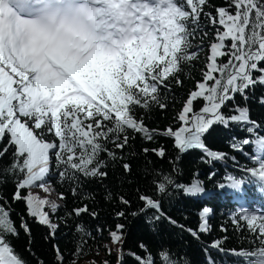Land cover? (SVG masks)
<instances>
[{
    "label": "snow or ice",
    "instance_id": "snow-or-ice-1",
    "mask_svg": "<svg viewBox=\"0 0 264 264\" xmlns=\"http://www.w3.org/2000/svg\"><path fill=\"white\" fill-rule=\"evenodd\" d=\"M209 5L210 0H0V140L8 141L0 157L15 148L11 164L0 175L15 177L11 200L22 201L27 215L47 227L50 237L58 228L51 216L59 205L30 189L50 191L46 185L53 156L61 182L79 184L80 177L105 178L108 160H117L116 150L122 151L133 138L129 130L149 141L155 135L171 137L180 153L200 149L217 160L225 154L210 150L203 139L212 126L228 127L230 122L250 125L247 132L255 138H245L233 148L242 151L243 145L256 146L252 159L258 166L246 172L264 192V136L257 133L258 125L250 120L247 107L236 106L231 115L223 111L235 94L247 100V90L264 85V0H228L227 6L215 7V14L205 11ZM201 16L215 29L201 79L177 114L178 127L169 126L163 132L149 129L137 118L135 108L167 107L161 90L171 92L169 81L173 78L177 86L182 84L178 73L183 65L199 59L203 37L209 36V31L201 28ZM198 32H203L199 45L194 43ZM200 100L203 106L195 110L194 102ZM260 102L264 103V97ZM109 143L113 149L107 147ZM152 151L165 155L163 148ZM102 154L108 159H102ZM123 168L131 171L127 163ZM227 179L229 183L221 187L240 190L246 182ZM154 183L161 194L169 186L190 195L204 191L198 180L186 186L166 174ZM24 189H29L26 195ZM72 191L75 195L76 189ZM64 198L61 193L60 199ZM120 200L129 203L124 197ZM139 200L143 203L139 213L155 210L158 215L151 220L161 218L159 200L147 194H140ZM7 203L0 199V264H26L7 239L19 234ZM86 211L87 205L67 215L79 217ZM210 211L204 207L199 213V232L209 231ZM238 216L255 236V247L232 250V254L244 264H264V209L242 208ZM233 222H237L235 217ZM20 227L31 234L23 218ZM123 229V224H117L110 231L111 242L120 245L118 264L124 259ZM76 231L83 238L69 254V264H76L92 238L82 224L76 225ZM222 243L216 240L210 247L223 251ZM139 248L143 256L131 254L136 264H157V259L159 264H179L167 248L155 256L146 245ZM54 249L57 264H65L67 258L60 248Z\"/></svg>",
    "mask_w": 264,
    "mask_h": 264
},
{
    "label": "trees",
    "instance_id": "trees-1",
    "mask_svg": "<svg viewBox=\"0 0 264 264\" xmlns=\"http://www.w3.org/2000/svg\"><path fill=\"white\" fill-rule=\"evenodd\" d=\"M228 0H210V5L205 11L211 10L215 14V7L227 6ZM201 28L209 31V36L203 37V50L199 53V59L191 64L182 66L178 73L182 84L177 86L175 78L171 79V92L161 90V96L167 97L164 102L165 109L153 104L148 110L136 107L135 114L142 118L146 127L163 132L169 126H179L176 120L188 93L195 89V83L201 79V69L206 61L208 45L215 38V29L208 23L207 18L201 16ZM203 32L197 33L195 44H201ZM230 43V41H229ZM247 100L240 94H235L234 100L228 102V107L223 111L226 115L234 114L231 109L236 106L247 107L251 121L258 125L257 133L264 136V85H257L254 90H247ZM203 101L194 102V109L199 110ZM243 123H229L228 127L222 124L213 125L203 137L206 146L219 153L225 154L223 159L212 160L200 149H190L180 153L174 146V140L164 135H155L152 140L143 139L141 134L128 131L133 137L126 148L116 150L117 160H108L105 178L80 177V183L76 184L65 180L60 181L58 170L55 167L54 156L51 162V173L48 176L50 191L45 192L39 187H33L30 191L41 198H47L59 205L56 214L51 216L58 225L55 236H49L47 227L38 224L34 218L27 215L25 204L22 201L11 200L15 191V177L12 175H0V199L7 201L6 207L11 211V218L18 230L17 236H8L14 251L26 264H57L54 246H58L67 258L65 264L72 259L69 255L75 250L78 241L83 237L76 231V225L82 224L92 238H88L84 253L77 258L76 264H118L117 248L119 244H113L110 239V231L116 229L117 224H123V264H136L132 253L141 256L144 252L139 248L144 244L147 250L156 253L167 248L173 259H179V264H244V261L232 254V250H246L255 247V240L245 221H240L238 213L242 208L264 209V192L260 185L246 170L257 167L252 157L255 155L254 144L243 145V150H235L233 144H240L245 138L254 139L255 136L247 132ZM49 139L53 137L51 134ZM7 139L0 140V151L7 145ZM109 149L114 145L109 143ZM149 151L145 153L143 150ZM163 148L165 155L157 156L153 149ZM15 148L12 147L3 157H0V174L7 168L12 160ZM122 157V158H121ZM102 159H108L101 155ZM130 165V172H125L123 165ZM161 174L171 175L177 184L190 185L194 180L201 183L204 191L196 195L185 194L182 189L169 186L166 193H159L154 181L159 180ZM228 177L243 179L246 182L240 190L227 186ZM73 188L76 189L73 195ZM29 189H24L26 195ZM64 199H60V194ZM140 194H147L161 202L162 215L158 221L151 220L158 215L155 210L139 213L143 203L139 200ZM52 197V199H50ZM120 197H124L129 203L123 204ZM87 205L88 211L79 217L67 215L72 209ZM204 207L211 211L208 215L209 231L199 232L201 223L199 213ZM123 212L124 216L117 214ZM138 215L133 216L132 213ZM92 213L96 215L93 216ZM236 218V223L233 218ZM21 218L27 223L31 234H26L20 227ZM175 221V223H171ZM259 220V217H258ZM189 229L197 231L193 236ZM222 240L223 251L211 248L210 245ZM31 242V243H30ZM111 249V254L106 246ZM157 264L159 260L157 259Z\"/></svg>",
    "mask_w": 264,
    "mask_h": 264
},
{
    "label": "rangeland",
    "instance_id": "rangeland-1",
    "mask_svg": "<svg viewBox=\"0 0 264 264\" xmlns=\"http://www.w3.org/2000/svg\"><path fill=\"white\" fill-rule=\"evenodd\" d=\"M50 199H52V197H50Z\"/></svg>",
    "mask_w": 264,
    "mask_h": 264
}]
</instances>
